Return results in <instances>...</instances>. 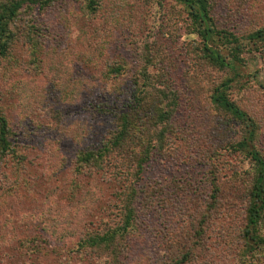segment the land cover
<instances>
[{
  "label": "rangeland",
  "instance_id": "374dc122",
  "mask_svg": "<svg viewBox=\"0 0 264 264\" xmlns=\"http://www.w3.org/2000/svg\"><path fill=\"white\" fill-rule=\"evenodd\" d=\"M214 1L223 28L235 26L243 33L264 26V0ZM88 3L59 0L46 15H31L44 24L46 38L37 45L25 37L22 20L12 53L0 66V110L14 150L0 160V264H173L186 248L172 241L188 240L191 227L201 221L199 210L212 203L214 177L218 205L225 209L212 211L204 238L209 248L197 249L189 264H239L253 164L232 145L242 140L245 127L226 113L214 114L200 93L190 92L187 75L197 60L187 53L184 29L168 28L175 2L96 0V11L87 16ZM100 44L104 54L90 63ZM149 45L160 46L174 61L176 71L169 75L179 84L181 102L170 133L174 142L152 156L138 183L151 187L155 206L149 215L136 206V226L124 245L117 244L113 258L86 244L89 236L121 221L112 176L92 179L78 172L77 155L102 145L114 130L110 113L92 109L113 95L108 67L125 63L128 71L121 79L130 89ZM65 51H73L71 60L64 59ZM244 57V77L231 97L257 122L255 144L264 157V51Z\"/></svg>",
  "mask_w": 264,
  "mask_h": 264
},
{
  "label": "trees",
  "instance_id": "16d2710c",
  "mask_svg": "<svg viewBox=\"0 0 264 264\" xmlns=\"http://www.w3.org/2000/svg\"><path fill=\"white\" fill-rule=\"evenodd\" d=\"M58 1L0 0V66L12 53V46L18 39L16 35L23 28L20 26L22 20L28 29L24 35L30 42L37 45L39 38H46V34L43 35L42 32L44 24L40 20L37 22L36 18L32 21L30 16L46 15ZM173 1L175 5L168 28L184 29V37L189 42L187 53L194 54L197 60L193 72H188L187 75L190 92L196 90L200 93L201 100L209 105L214 114L226 113L245 127L242 140L232 145L235 152H239L253 164L245 191L247 203L240 234L244 245L237 258L239 264H264V157L255 144L259 127L231 97L235 84L244 77V55L264 51V26H255L243 33L235 26L223 28L215 17L218 3L214 0ZM96 7V0H89L85 15H91ZM82 34L86 36V30ZM70 40L72 42L73 38ZM77 40L81 41L82 35ZM95 48L96 54L92 58L88 56L90 63L104 54L105 48L101 44L93 47L94 53ZM159 48L160 46H147L143 55L144 63L135 75L130 89H124L125 82L121 79L128 71L126 64L119 62L108 67L106 75L107 80L112 81L113 95L94 103L92 109L95 112L110 113L114 119V130L103 140L105 142L102 145L88 147L77 155L78 172H85L92 179L100 173L112 176L110 184L114 186L115 195L121 202L116 208L120 211L121 221L117 226L91 235L86 240L89 248L109 252L112 256L116 253L117 244L124 245L136 226V206L148 215L155 206L151 187L138 188L145 166L154 154L164 153L170 143L174 142L169 140L172 138L170 133L174 130L175 116L181 102L179 90L176 89L179 84H175L169 75L171 70H175L172 66L174 61ZM63 55H66L65 60H71L75 54L73 51H65ZM200 65L212 68L217 73L208 75L202 71L204 69L200 70ZM10 136L8 120L0 110V160L14 152ZM212 184L215 186L212 203L204 207L205 211L203 207L199 210L198 214L202 219L191 227L192 234H188V240L172 241L175 247L186 248L183 258L174 260L173 264H189L197 249L205 251L209 248L204 238L210 226L212 211L215 208L218 211L225 209L218 205L220 188L215 177ZM117 256L113 258H118Z\"/></svg>",
  "mask_w": 264,
  "mask_h": 264
}]
</instances>
